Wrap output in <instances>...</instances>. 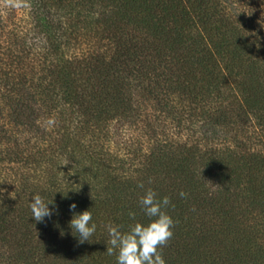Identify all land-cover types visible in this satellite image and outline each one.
Returning a JSON list of instances; mask_svg holds the SVG:
<instances>
[{"label": "trees", "instance_id": "trees-1", "mask_svg": "<svg viewBox=\"0 0 264 264\" xmlns=\"http://www.w3.org/2000/svg\"><path fill=\"white\" fill-rule=\"evenodd\" d=\"M0 264H264V0H0Z\"/></svg>", "mask_w": 264, "mask_h": 264}]
</instances>
